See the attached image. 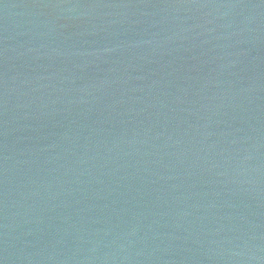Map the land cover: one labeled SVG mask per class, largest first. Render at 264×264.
Returning <instances> with one entry per match:
<instances>
[{"label": "water", "instance_id": "1", "mask_svg": "<svg viewBox=\"0 0 264 264\" xmlns=\"http://www.w3.org/2000/svg\"><path fill=\"white\" fill-rule=\"evenodd\" d=\"M0 264H264V0H0Z\"/></svg>", "mask_w": 264, "mask_h": 264}]
</instances>
